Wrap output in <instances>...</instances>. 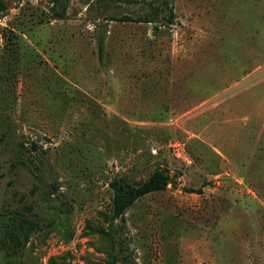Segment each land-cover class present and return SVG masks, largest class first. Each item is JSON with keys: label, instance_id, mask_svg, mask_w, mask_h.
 Returning a JSON list of instances; mask_svg holds the SVG:
<instances>
[{"label": "rangeland", "instance_id": "1", "mask_svg": "<svg viewBox=\"0 0 264 264\" xmlns=\"http://www.w3.org/2000/svg\"><path fill=\"white\" fill-rule=\"evenodd\" d=\"M3 1L0 264H264V0Z\"/></svg>", "mask_w": 264, "mask_h": 264}, {"label": "trees", "instance_id": "2", "mask_svg": "<svg viewBox=\"0 0 264 264\" xmlns=\"http://www.w3.org/2000/svg\"><path fill=\"white\" fill-rule=\"evenodd\" d=\"M100 1H106V0H100ZM170 0H162V5H154L153 3L149 2L148 7L149 10L147 11V16L145 15H138L136 17H130V16H120L116 17L118 20H135V21H156L159 17H161L163 12L168 11L167 15H164L162 19L168 20V22H174V12L173 8L170 5ZM5 9V2L3 0H0V11ZM65 6L62 7V9L58 12L60 16H63L65 14ZM100 55L103 54V44L101 43L99 46ZM173 176L166 170L162 168H157L154 173L150 176V178L144 182H138L133 183L128 176L121 175L118 177H115L111 183L110 186L113 189V214L110 216V226L109 228H100L99 230L101 232H104L108 235L110 241L112 244L115 243V233H114V227L113 223L116 219H119L121 217H124L127 209L132 206L137 200L142 198L143 196L158 191L161 189H165L170 184H173ZM13 183V181H11ZM190 192H194V189H189ZM1 208V207H0ZM8 217L9 223H7L9 230L8 234L10 236L18 238V228H19V221L21 220H28V216H26L24 213L18 211V210H9V213H6L5 211L0 209V220ZM18 223V225H17ZM18 240V239H17ZM1 245L3 249L8 253H13L14 248L13 246L7 241L6 238H2ZM117 259L114 256L111 260L110 264H117Z\"/></svg>", "mask_w": 264, "mask_h": 264}]
</instances>
